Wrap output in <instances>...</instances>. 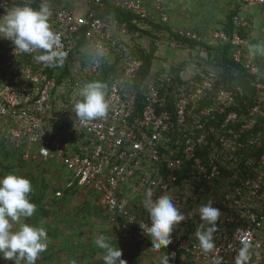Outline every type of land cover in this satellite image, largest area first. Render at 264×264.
I'll return each instance as SVG.
<instances>
[{
  "label": "built area",
  "instance_id": "1",
  "mask_svg": "<svg viewBox=\"0 0 264 264\" xmlns=\"http://www.w3.org/2000/svg\"><path fill=\"white\" fill-rule=\"evenodd\" d=\"M58 1L64 0H47L52 10L49 23L68 54L65 67L47 68L35 61L39 53L15 52L12 41L0 38L4 137L25 145L23 160L56 163L65 173L64 189L89 192L94 207L122 239L152 245L143 206L144 194L151 189L153 200L170 195L186 217L191 214L175 226L167 248L160 249L170 261L235 264L246 243V264H264V67L244 51L249 34L236 31L247 28V17L231 15V36L212 31L206 41L211 48H198L199 53L213 50V57H208L211 66L196 67L190 76L179 72L186 80L179 83L154 66L140 79L141 52L132 55L129 49L136 50V44L126 40V28H118L112 14L101 16L103 0H66L70 6ZM111 2L153 23L168 20L161 0L152 9L144 0ZM25 4L39 8L33 0H0V17ZM242 4L253 7L264 0ZM172 31L201 40L189 30ZM158 35V43L143 42L139 48L154 54L163 41L162 33ZM225 46L228 59L237 66L224 64ZM105 67L108 73L100 82L105 85L108 116L83 122L72 111L76 93L98 81ZM196 74L200 78L191 80ZM203 196L221 213L211 253L200 248L194 235L201 223L198 201Z\"/></svg>",
  "mask_w": 264,
  "mask_h": 264
},
{
  "label": "clouds",
  "instance_id": "2",
  "mask_svg": "<svg viewBox=\"0 0 264 264\" xmlns=\"http://www.w3.org/2000/svg\"><path fill=\"white\" fill-rule=\"evenodd\" d=\"M52 10L47 0H43L39 8L27 4L16 6L0 17V38L12 41L14 51L21 54L39 53L34 56L37 63L47 68L62 67L67 58V52L62 50L61 36L55 32L49 23ZM264 53V43L250 44L248 55L255 58L257 53ZM72 111L83 122L106 119L109 103L106 100L105 85L99 81L86 83L76 93ZM47 155V150L41 148ZM33 191L31 182L22 176L9 173L0 177V258L19 264H36L40 254L47 249V231L44 227H37L27 223H20L21 218H30L36 212V205L29 201V194ZM151 189L146 190L143 206L148 213L150 226L146 228L151 238L152 247L159 250L167 248L171 243V234L180 222L190 218L174 204L170 195H162L153 200ZM201 223L194 233L200 248L205 253L215 251L214 233L217 232V221L220 210L213 207L209 199L198 208ZM20 223L17 230L14 224ZM144 228V225H140ZM243 243V242H242ZM95 244L103 250L104 264H126L121 259L122 251L113 244L110 237L100 235ZM248 245L243 244L235 264H246ZM170 257L165 255L161 264H169Z\"/></svg>",
  "mask_w": 264,
  "mask_h": 264
},
{
  "label": "rangeland",
  "instance_id": "3",
  "mask_svg": "<svg viewBox=\"0 0 264 264\" xmlns=\"http://www.w3.org/2000/svg\"><path fill=\"white\" fill-rule=\"evenodd\" d=\"M144 1L146 8L149 9H152L156 2V0ZM161 1L165 5L168 16L173 9L179 13L182 12L180 14L184 16H181L183 23L194 21L195 12L202 14L207 19L206 11L211 9L208 7L209 0ZM68 2L64 1V5L70 6ZM72 2L74 4H83L79 0H72ZM195 3L201 4L203 9L200 6L196 8ZM250 9H253V7H250ZM215 20L217 22L219 20L216 15ZM221 20L219 22L224 23L225 20L223 21V18ZM218 27V24H213V26L206 25L203 29L214 31V29L219 30ZM188 29L193 30L192 27ZM183 30H185V27H183ZM206 30L200 32L194 28V31H197L195 33L203 37H207L210 33V31ZM173 39H163L156 49L152 45L154 49L153 66L164 73H169L172 72L169 69L171 65H178L182 62V64H185L182 71L184 76H190L194 69L198 67L197 65L194 66V48L191 49L187 45H181ZM126 40L128 41V37H126ZM139 40L142 43L150 42V38L147 35H142L135 42ZM212 53L213 50H208L210 57H213ZM197 55L202 59L201 55L196 51L195 56L197 57ZM199 58L198 60H200ZM200 62L202 64L204 61L200 60ZM207 62L211 64L210 60H206L205 63ZM202 66L208 65L202 64ZM24 147L25 145L19 147L11 140H7L2 129H0V177L14 173L27 178L33 188V191L29 194V201L36 205L37 210L32 217L21 218L20 223L44 227L47 231V249L40 254L36 264H104V252L95 244V240L100 235L108 236L113 244L116 243L117 247L122 251L121 259L126 264H161L165 255L160 249L157 250L152 245H141L116 236L110 225L105 222L100 210L94 207L92 203L93 197L89 192L79 189H64V171L56 163L49 160L37 158L23 160L21 150ZM57 190L61 191L60 196L55 194ZM198 202L202 205L207 200L203 196L202 200ZM20 223L14 224V231L19 228ZM0 264H14V262L0 258ZM19 264H26V262L22 260ZM169 264L175 263L169 260Z\"/></svg>",
  "mask_w": 264,
  "mask_h": 264
},
{
  "label": "trees",
  "instance_id": "4",
  "mask_svg": "<svg viewBox=\"0 0 264 264\" xmlns=\"http://www.w3.org/2000/svg\"><path fill=\"white\" fill-rule=\"evenodd\" d=\"M66 1V0H64ZM64 1H58L57 4L61 5L64 4ZM240 2L238 4H241L242 0H239ZM67 3V1H66ZM41 4V0H33V5L39 7ZM163 6L165 8V5L163 3ZM166 10V8H165ZM233 13H240L235 7H231L225 14V21L223 23V27L222 29L228 33V35H232L233 31H234V26L232 24L231 21V15ZM109 14H112L113 16V20L116 21V24L118 26V28H120V26H124L126 28L127 31V35H128V41L131 43H135L136 44V50H134L133 48H130L129 51L132 52V55H136L138 53H135L134 51L137 52H141V55L144 59V64L143 66L140 68L139 70V77L140 79L144 78L145 76H147L150 71L151 68L153 67V54L150 52H145V50L140 49L139 45L140 43H142V41H136L137 38L142 37V35H147L150 38V41H154L155 43H158V39L160 38V36L158 35L159 32L162 33V37L165 40V38H174L173 40L175 42L178 41L179 44L181 45H187L189 48H194V52L198 51V48H203L208 49L211 48V46L207 45L206 41L209 38V35L207 37H201V40H194V39H189V38H185V37H180L177 35V33H174L172 31V28H170L168 25L164 24H160V23H153L152 21L146 19V18H140L139 16L132 14L130 12L124 11L122 9H120L119 7H116L115 5H113V3L110 0H103V7L101 9V16L106 17ZM250 30L249 25L247 26V28H237L236 31L239 34H242L243 36L245 35V33H248ZM190 31V30H189ZM211 33V32H210ZM209 33V34H210ZM145 40V38H144ZM143 40V41H144ZM127 43V42H125ZM172 45V44H170ZM215 48V47H212ZM227 47H223V51L221 53L224 64L225 65H231V66H237L235 63H233L232 61H230L227 57ZM70 58V56H68ZM66 65V60L64 63V67ZM184 65L182 64V62H180L178 65H171L169 67L170 70H172V72H170L171 75V79L172 81H178L179 83H183L184 80L181 77V73L184 69ZM109 67H105L103 68V73L101 75V77H98V81H103V78L106 77ZM48 72V74H51L52 71L50 69L46 70ZM160 71V70H159ZM65 72H67V68H65V70L63 71V75H65ZM173 73V74H172ZM179 73V74H178ZM183 73V72H182ZM200 78L199 74L194 75V77L191 78V80H197ZM60 80V78H58ZM139 79V80H140ZM138 80V81H139ZM141 98H138L137 100L139 101ZM185 178V177H184ZM66 190H73L72 188L66 189ZM116 235V234H115ZM117 236V235H116ZM121 238V237H120ZM132 241V240H130ZM135 242V241H133ZM137 243V242H135ZM138 244V243H137ZM142 245V244H141ZM186 264V263H184Z\"/></svg>",
  "mask_w": 264,
  "mask_h": 264
},
{
  "label": "crops",
  "instance_id": "5",
  "mask_svg": "<svg viewBox=\"0 0 264 264\" xmlns=\"http://www.w3.org/2000/svg\"><path fill=\"white\" fill-rule=\"evenodd\" d=\"M169 1V0H168ZM177 1V0H174ZM208 7L211 8L210 10L207 9L206 13H207V19L204 18L202 16V14L195 12L194 14V21H192L191 23H183L182 22V18L180 13L182 12H177L176 10H172L168 16V23H165L166 25H168L170 28L172 29H183V27H185V30H190L188 29L189 27H192L193 32H197L194 31V28L199 30L200 32L206 29H203L206 25H212L213 24H218V29L219 30H223V22H219L222 21L221 19L223 18V21L225 20V14L226 12L231 8V7H235L239 12L240 15H242L243 17H247V19L249 20V27L250 30L248 32V44L245 45L244 47V51L248 54V46L250 44H261L264 43V4L263 5H256L253 6V9H250V7L245 6L244 4H238L240 1L239 0H209L208 1ZM218 2V3H215ZM196 8H199V6L203 9L201 4L195 3ZM217 6V7H216ZM166 11V10H165ZM209 15V16H208ZM215 15L217 18H219L218 22L215 20ZM184 17V16H183ZM207 22V23H206ZM211 22V23H208ZM177 26V27H176ZM206 31H210L212 32V30L207 29ZM215 31V29H214ZM200 34V33H199ZM247 48V49H246ZM198 52V51H197ZM201 53H199L201 55L200 59L197 55V57L195 56V52H194V66L197 65L198 67L202 66V64L204 65H208L211 66L206 62V60H208V52H204L201 51ZM249 56V55H248ZM193 57V56H192ZM250 57V56H249ZM198 58L200 60H198ZM252 58V57H251ZM255 61H257L261 67H264V53H260L258 52L257 55L255 56V58H252ZM230 71H226L225 74H228V76H231V73H229Z\"/></svg>",
  "mask_w": 264,
  "mask_h": 264
}]
</instances>
